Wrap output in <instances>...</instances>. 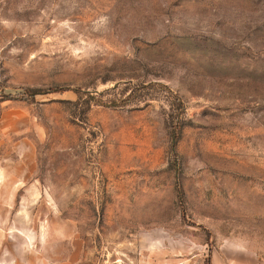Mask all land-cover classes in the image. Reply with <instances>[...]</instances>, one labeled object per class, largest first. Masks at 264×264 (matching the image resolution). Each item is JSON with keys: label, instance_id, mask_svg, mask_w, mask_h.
Returning <instances> with one entry per match:
<instances>
[{"label": "rangeland", "instance_id": "obj_1", "mask_svg": "<svg viewBox=\"0 0 264 264\" xmlns=\"http://www.w3.org/2000/svg\"><path fill=\"white\" fill-rule=\"evenodd\" d=\"M208 259L264 264V0H0V264Z\"/></svg>", "mask_w": 264, "mask_h": 264}, {"label": "trees", "instance_id": "obj_2", "mask_svg": "<svg viewBox=\"0 0 264 264\" xmlns=\"http://www.w3.org/2000/svg\"><path fill=\"white\" fill-rule=\"evenodd\" d=\"M49 91L40 90V89H33V88L32 89L31 88H26L23 93L2 94V97L5 98V99H8V98H22V99H26V98L34 97L37 94H41V93H45V92H49ZM90 97H91L90 99H95L93 96H90ZM85 102L88 105L90 100L87 99ZM177 105H178L179 108L182 107L180 101L177 103ZM177 136H178V131L173 130L171 132V139H172L173 145L175 144V142L177 140ZM180 195H181V192H180V190H178V196L180 197ZM206 233H207V235H209V232L207 230H206ZM206 264H210V260L209 259L207 260Z\"/></svg>", "mask_w": 264, "mask_h": 264}]
</instances>
